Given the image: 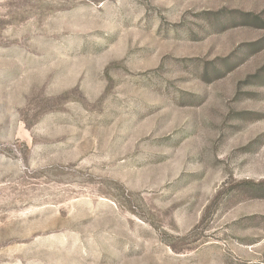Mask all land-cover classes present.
<instances>
[{"label":"rangeland","instance_id":"374dc122","mask_svg":"<svg viewBox=\"0 0 264 264\" xmlns=\"http://www.w3.org/2000/svg\"><path fill=\"white\" fill-rule=\"evenodd\" d=\"M0 264H264V0H0Z\"/></svg>","mask_w":264,"mask_h":264}]
</instances>
